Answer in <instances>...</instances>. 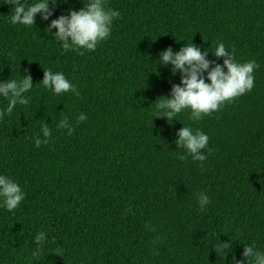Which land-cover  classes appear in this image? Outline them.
<instances>
[{
  "label": "trees",
  "instance_id": "16d2710c",
  "mask_svg": "<svg viewBox=\"0 0 264 264\" xmlns=\"http://www.w3.org/2000/svg\"><path fill=\"white\" fill-rule=\"evenodd\" d=\"M104 3L119 15L91 51L65 50L47 29L82 0H57L31 26L9 23L14 6L0 3V80L27 69L33 81L28 104L0 117V174L25 193L12 211L0 207V264H217V238L232 240L226 261L242 259L243 243L264 248V0ZM190 40L217 63V42L255 61L253 86L198 121L187 109L179 121L152 117L154 99L180 78L156 64L158 52ZM42 68L79 95L45 89ZM63 117L71 135L56 127ZM42 123L50 136L35 147ZM182 124L207 134L203 161L175 144ZM37 231L46 239L33 255Z\"/></svg>",
  "mask_w": 264,
  "mask_h": 264
},
{
  "label": "clouds",
  "instance_id": "9594fccd",
  "mask_svg": "<svg viewBox=\"0 0 264 264\" xmlns=\"http://www.w3.org/2000/svg\"><path fill=\"white\" fill-rule=\"evenodd\" d=\"M65 2V0H61ZM0 3L12 4V14L8 22L16 25H34L36 14L42 20H47L52 15L57 0H0ZM83 6L79 9H69L67 14H60L51 19L47 25L55 39L60 42L65 50L82 48L94 50L97 43L110 34V28L114 18L119 12L106 7L104 0H82ZM215 57H222V62L206 58L209 49L201 50L198 45L190 41L185 42L173 50L170 46L158 52L155 60L161 66H170V70L180 73L179 83H172L168 95H159L160 99H154L153 116L165 117L168 121L176 119L178 113L185 109L189 110L190 120H200L217 110L225 101L243 94L253 86V70L256 63L253 60L238 62L233 58L232 52L226 49L223 42H217L214 50H210ZM43 69V68H42ZM22 78H7L0 80V98L6 100V106L0 110V117L9 115L16 105H27L29 97L25 95L33 87V81L27 69ZM39 82L45 89H50L53 94L71 91L79 95L75 84L71 83L60 71L43 69V76ZM86 115L81 112L76 116V121H83ZM178 120V119H176ZM179 121V120H178ZM181 122V121H180ZM57 128H64L67 134L73 132L68 118L63 117L57 124ZM50 128L47 123H42L39 134L33 135L32 143L35 147L48 142ZM42 137V138H41ZM175 144L186 150L194 161H203L204 152L208 143V136L200 129L182 124L175 135ZM179 160H184V154H178ZM25 193L21 190L18 182L8 175L0 174V207L8 211L15 209ZM196 202L201 210L209 204V197L203 191L197 194ZM147 228L148 225L146 224ZM46 236L43 231H37L33 236L36 248L33 255L40 251ZM232 240L219 241L217 238L214 246H211L217 254V264H264V248L257 247L255 242L243 243L241 253L242 259H236L233 255L225 260L228 253L232 251Z\"/></svg>",
  "mask_w": 264,
  "mask_h": 264
}]
</instances>
